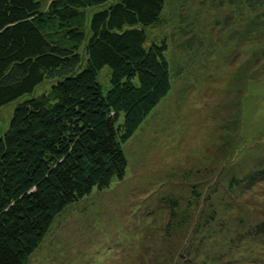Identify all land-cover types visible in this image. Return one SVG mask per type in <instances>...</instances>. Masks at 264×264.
<instances>
[{
    "label": "rangeland",
    "instance_id": "obj_1",
    "mask_svg": "<svg viewBox=\"0 0 264 264\" xmlns=\"http://www.w3.org/2000/svg\"><path fill=\"white\" fill-rule=\"evenodd\" d=\"M144 33L169 91L121 145L122 179L68 205L25 264H264V0H164ZM51 82L0 106V135Z\"/></svg>",
    "mask_w": 264,
    "mask_h": 264
},
{
    "label": "trees",
    "instance_id": "obj_2",
    "mask_svg": "<svg viewBox=\"0 0 264 264\" xmlns=\"http://www.w3.org/2000/svg\"><path fill=\"white\" fill-rule=\"evenodd\" d=\"M41 1L0 0V106L52 81L0 135V264H25L68 205L122 179L121 145L170 88L166 44L144 33L164 0Z\"/></svg>",
    "mask_w": 264,
    "mask_h": 264
}]
</instances>
